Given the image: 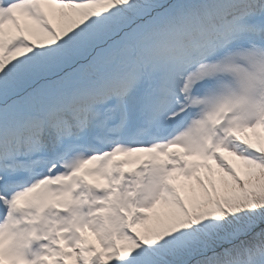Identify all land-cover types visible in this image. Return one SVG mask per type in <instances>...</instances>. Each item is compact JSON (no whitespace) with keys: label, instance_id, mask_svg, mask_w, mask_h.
I'll return each instance as SVG.
<instances>
[{"label":"snow or ice","instance_id":"1","mask_svg":"<svg viewBox=\"0 0 264 264\" xmlns=\"http://www.w3.org/2000/svg\"><path fill=\"white\" fill-rule=\"evenodd\" d=\"M0 264H264V0H0Z\"/></svg>","mask_w":264,"mask_h":264},{"label":"rangeland","instance_id":"2","mask_svg":"<svg viewBox=\"0 0 264 264\" xmlns=\"http://www.w3.org/2000/svg\"><path fill=\"white\" fill-rule=\"evenodd\" d=\"M91 239V238H90Z\"/></svg>","mask_w":264,"mask_h":264}]
</instances>
